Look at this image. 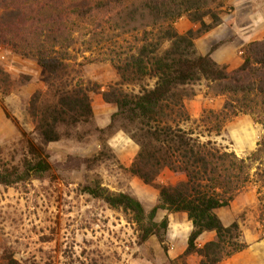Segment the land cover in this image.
<instances>
[{
    "label": "trees",
    "instance_id": "trees-1",
    "mask_svg": "<svg viewBox=\"0 0 264 264\" xmlns=\"http://www.w3.org/2000/svg\"><path fill=\"white\" fill-rule=\"evenodd\" d=\"M227 2L0 0V48L35 60L48 74L46 89L36 91L28 106L34 132L27 145L33 160L21 171L2 168L0 186L48 172L46 146L71 139L81 127H95L102 143L88 164L115 159L108 140L123 133L139 148L124 169L159 192L157 204L147 212L136 196L113 192L100 181L85 186L83 193L123 211L137 226L140 244L155 236L165 254L168 215L187 214L193 225L187 249L169 264H189L190 256L200 264H221L247 250L240 223L225 225L217 212L251 185L257 187L264 211V136L246 158L218 146L212 137L221 136L226 124L241 115L251 116L264 129V39L247 44L243 64L231 71L213 59L217 47L202 56L195 44L222 24L232 10ZM184 17L198 29L179 34L176 24ZM95 61L109 62L118 82L103 90L85 81L79 67ZM11 79L0 64V86L7 87ZM201 83L207 84L209 94L223 96L225 104L193 120L186 103L194 94L188 89ZM9 93L7 88L3 92ZM92 95H101L116 108L105 128L96 125ZM166 170L184 179L158 184ZM159 213L167 216L157 221ZM205 233L215 237L200 246ZM0 264L21 263L4 250Z\"/></svg>",
    "mask_w": 264,
    "mask_h": 264
},
{
    "label": "rangeland",
    "instance_id": "rangeland-1",
    "mask_svg": "<svg viewBox=\"0 0 264 264\" xmlns=\"http://www.w3.org/2000/svg\"><path fill=\"white\" fill-rule=\"evenodd\" d=\"M0 64L12 77L7 87L0 86V170L21 171L26 162L33 160L27 145L34 132L28 115L29 102L36 91L46 89L48 74L35 60L5 47L0 48ZM79 69L87 82L105 88L115 84L110 82L116 72L107 61L86 63ZM6 88L9 95L3 94ZM205 88L206 83L190 87L188 93L194 94L190 100ZM92 102L98 111L105 108L104 101L96 95H92ZM263 136L264 133L257 144ZM99 139L95 127H81L71 139L46 146V160L51 166L48 172L0 186V259L4 250H9L21 264H162L165 253L157 237L140 244L137 226L128 215L83 193L85 186L100 181L113 192L136 196L147 212L158 201L159 192L154 187L125 171L135 155L126 145L128 150L123 151L113 139L108 140L115 146L110 145L113 153L109 152L115 159L109 156L88 164L102 150ZM215 139L213 136L212 140ZM253 151L239 157L246 158ZM166 171L157 183L175 184V177ZM235 201L237 210L229 207L219 213L226 225L240 223L249 247L221 264H264V211L257 187L249 186Z\"/></svg>",
    "mask_w": 264,
    "mask_h": 264
},
{
    "label": "crops",
    "instance_id": "crops-1",
    "mask_svg": "<svg viewBox=\"0 0 264 264\" xmlns=\"http://www.w3.org/2000/svg\"><path fill=\"white\" fill-rule=\"evenodd\" d=\"M258 2L261 3L260 6ZM229 6L234 10L223 17L222 24L202 35L195 41V44L198 53L202 56L210 54L212 48L217 47L212 53L213 59L218 64L227 66L231 71L238 69L243 64L242 53L247 44L264 39V0H231ZM176 29L179 34L183 35L189 30H197L198 26L184 17L177 22ZM118 80V76L115 74L110 83H116ZM96 97L103 100L101 95H96ZM103 103L105 108L102 110L98 111L94 107L95 121L99 128L107 127L111 115L116 112L115 107ZM224 104L223 96H212L208 93V88H205L188 102L187 109L193 120H199L205 110H221ZM263 133L264 129L256 124L251 116L241 115L228 122L222 135L216 137L214 141L240 156L253 151L257 146V140ZM112 141L116 143V146H121L123 151H127L128 148L132 149L135 153L133 159L138 153V146L123 133L116 135ZM110 145L114 146L111 143ZM125 145L128 147L127 149L124 148ZM166 173L175 177V184L184 179L182 176H175L168 170ZM236 204L237 201L234 200L229 207H234L233 210H237ZM219 211L217 213L225 224ZM166 216V213H159L157 221H162ZM168 218L170 222L167 234L169 251L168 254H165L162 264H169V259H176L186 251L188 238L193 230L192 222L189 221L185 213L170 214ZM214 237V233H205L199 238L198 243L202 246L213 240ZM188 262L189 264H200L196 256H190Z\"/></svg>",
    "mask_w": 264,
    "mask_h": 264
}]
</instances>
